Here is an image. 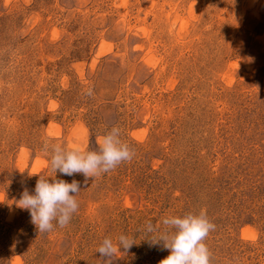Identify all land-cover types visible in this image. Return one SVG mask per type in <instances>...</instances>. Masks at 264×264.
I'll return each instance as SVG.
<instances>
[{
	"label": "rangeland",
	"instance_id": "rangeland-1",
	"mask_svg": "<svg viewBox=\"0 0 264 264\" xmlns=\"http://www.w3.org/2000/svg\"><path fill=\"white\" fill-rule=\"evenodd\" d=\"M113 127L131 162L51 170L46 142ZM40 177L81 188L48 233L16 203ZM201 210L211 264H264V0H0V264H105L120 235L112 264H160L144 226Z\"/></svg>",
	"mask_w": 264,
	"mask_h": 264
},
{
	"label": "clouds",
	"instance_id": "clouds-1",
	"mask_svg": "<svg viewBox=\"0 0 264 264\" xmlns=\"http://www.w3.org/2000/svg\"><path fill=\"white\" fill-rule=\"evenodd\" d=\"M94 95L92 88L85 93ZM121 129L113 127L99 139L98 151H82L79 147L66 149L60 144L43 145L42 151L50 156L51 170L67 176L81 173L87 178H96L102 174L115 170L121 163L131 162L136 153L121 139ZM81 191L80 184L73 180L39 178L36 182L34 194L25 189L17 206L27 210L31 216V223L39 233H48L57 225L66 227L73 214L78 211L76 199ZM73 193L75 195H71ZM55 222V223H54ZM161 226L148 222L144 226V234L151 245L163 242V248L170 251V255L161 260L160 264H211L212 253L205 241L216 225L210 222L206 211L197 214H187L183 217L168 216L162 219ZM135 237L120 235L114 242L105 238L98 248V253L105 259V264H112L120 249L127 252L135 243Z\"/></svg>",
	"mask_w": 264,
	"mask_h": 264
}]
</instances>
